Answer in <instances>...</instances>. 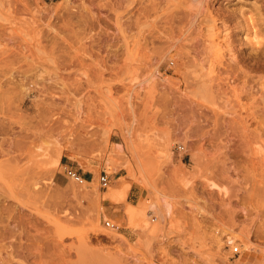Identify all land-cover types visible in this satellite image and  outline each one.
I'll return each instance as SVG.
<instances>
[{"label": "rangeland", "instance_id": "rangeland-1", "mask_svg": "<svg viewBox=\"0 0 264 264\" xmlns=\"http://www.w3.org/2000/svg\"><path fill=\"white\" fill-rule=\"evenodd\" d=\"M263 45L264 0H0V264H264Z\"/></svg>", "mask_w": 264, "mask_h": 264}, {"label": "built area", "instance_id": "built-area-1", "mask_svg": "<svg viewBox=\"0 0 264 264\" xmlns=\"http://www.w3.org/2000/svg\"><path fill=\"white\" fill-rule=\"evenodd\" d=\"M65 176L66 178L72 180L79 186L86 187L88 184L87 182L80 176L76 171L73 169H66L65 170ZM98 183L101 189H106L109 184V178L108 175L105 172H101L98 177ZM105 227L108 229H116V226L110 222H105ZM232 254L233 256L240 255V251L238 247L232 248Z\"/></svg>", "mask_w": 264, "mask_h": 264}, {"label": "bare ground", "instance_id": "bare-ground-1", "mask_svg": "<svg viewBox=\"0 0 264 264\" xmlns=\"http://www.w3.org/2000/svg\"><path fill=\"white\" fill-rule=\"evenodd\" d=\"M223 13V12H222ZM241 15V14H240ZM244 15V14H243ZM232 16V15H231ZM239 16V15H238ZM243 22V21H242ZM245 22V21H244ZM251 23V22H250ZM249 24V23H248ZM263 25V24H262ZM261 27V26H260ZM263 27V26H262ZM248 30V29H247ZM258 33H260V32H258ZM253 34H254V38L253 39H255L256 40V33L253 31ZM246 38V37H245ZM261 39V38H260ZM262 40V39H261ZM261 40H260V42H257V44H258V46H262V43H261ZM257 46V47H258ZM263 47H264V45H263ZM255 49V48H254ZM262 56H264V48L262 49V50H254V53L252 54V55H250L249 56V60L250 59H256V58H259V57H262ZM237 57H238V55H237ZM242 57V56H241ZM239 59V58H238ZM246 59V58H245ZM260 59V58H259ZM263 61V60H262ZM262 63V62H261ZM130 211V215H133L134 214V211H133V209H132V211L131 210H129ZM138 211H141V209L140 210H138ZM139 215H140V212H139ZM131 217V216H130ZM129 217V218H130ZM131 220H129V222H130ZM229 243H231L232 242V239L231 238H229L228 240H227ZM227 242V243H228Z\"/></svg>", "mask_w": 264, "mask_h": 264}, {"label": "crops", "instance_id": "crops-1", "mask_svg": "<svg viewBox=\"0 0 264 264\" xmlns=\"http://www.w3.org/2000/svg\"><path fill=\"white\" fill-rule=\"evenodd\" d=\"M137 195H138V192H135L134 186H131L129 193H128V198H133L135 196L137 198ZM127 202H128V200H127ZM107 215L113 217V214L111 212H107Z\"/></svg>", "mask_w": 264, "mask_h": 264}]
</instances>
